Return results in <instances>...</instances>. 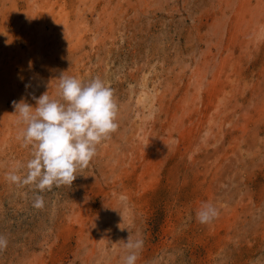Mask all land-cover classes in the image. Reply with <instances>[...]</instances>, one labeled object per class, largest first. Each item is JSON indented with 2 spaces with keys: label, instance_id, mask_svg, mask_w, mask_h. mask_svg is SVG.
<instances>
[{
  "label": "rangeland",
  "instance_id": "374dc122",
  "mask_svg": "<svg viewBox=\"0 0 264 264\" xmlns=\"http://www.w3.org/2000/svg\"><path fill=\"white\" fill-rule=\"evenodd\" d=\"M62 73L118 127L39 192L7 179L32 158L12 102H63ZM0 235V264H123L130 235L136 264H264V0H0Z\"/></svg>",
  "mask_w": 264,
  "mask_h": 264
},
{
  "label": "clouds",
  "instance_id": "9594fccd",
  "mask_svg": "<svg viewBox=\"0 0 264 264\" xmlns=\"http://www.w3.org/2000/svg\"><path fill=\"white\" fill-rule=\"evenodd\" d=\"M58 87L63 102L51 98L48 91L33 97L34 107L23 99L12 102L14 113L26 125L20 136L24 146L31 145L32 158L26 164V175L21 177L14 171L7 179L22 185L35 184L39 192L50 190L53 185L71 186L95 156L97 145L118 127L113 90L101 78L82 83L62 73ZM33 206L42 209L43 196L37 194ZM216 215L215 207L205 204L197 212V219L206 223ZM7 244V238L0 235V250ZM142 246V240L133 241L130 235L123 264H136Z\"/></svg>",
  "mask_w": 264,
  "mask_h": 264
}]
</instances>
